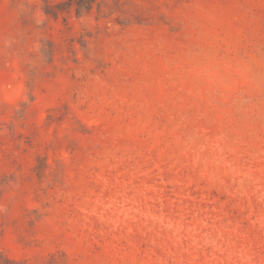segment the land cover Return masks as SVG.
<instances>
[{"label":"rangeland","instance_id":"rangeland-1","mask_svg":"<svg viewBox=\"0 0 264 264\" xmlns=\"http://www.w3.org/2000/svg\"><path fill=\"white\" fill-rule=\"evenodd\" d=\"M0 264H264V0H0Z\"/></svg>","mask_w":264,"mask_h":264},{"label":"trees","instance_id":"trees-1","mask_svg":"<svg viewBox=\"0 0 264 264\" xmlns=\"http://www.w3.org/2000/svg\"><path fill=\"white\" fill-rule=\"evenodd\" d=\"M86 3L91 4L94 0H84Z\"/></svg>","mask_w":264,"mask_h":264}]
</instances>
